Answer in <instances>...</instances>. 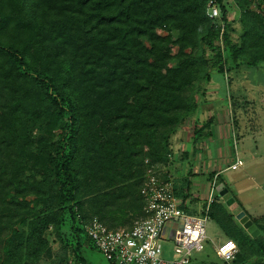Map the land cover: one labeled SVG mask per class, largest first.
<instances>
[{
    "label": "trees",
    "instance_id": "trees-1",
    "mask_svg": "<svg viewBox=\"0 0 264 264\" xmlns=\"http://www.w3.org/2000/svg\"><path fill=\"white\" fill-rule=\"evenodd\" d=\"M210 1L0 0V264H90L89 221L113 229L143 215L147 157L132 147L153 136L160 149L150 161L166 166L170 136L206 103L213 71L264 66V0H233L238 41L227 1L216 0L223 32ZM195 120L194 153L214 119ZM118 179L127 186L117 188ZM216 183L227 187L221 174ZM218 200L210 214L241 249L237 263L253 255L264 264V238ZM116 207L137 219L110 224Z\"/></svg>",
    "mask_w": 264,
    "mask_h": 264
},
{
    "label": "rangeland",
    "instance_id": "rangeland-1",
    "mask_svg": "<svg viewBox=\"0 0 264 264\" xmlns=\"http://www.w3.org/2000/svg\"><path fill=\"white\" fill-rule=\"evenodd\" d=\"M226 1L230 10L228 18L233 23L232 26L236 30L233 34V39L238 41V36L241 31L239 23L241 12L233 0ZM251 9L257 10L254 3H252ZM258 11L261 14V11ZM160 33L162 35H171L173 40L179 34L176 30H162ZM170 44L172 45V43ZM172 48V54L175 55L178 52L177 47H173L172 45ZM175 63L176 61L173 60L171 66ZM206 85L209 86L208 89H210L207 93L206 106H202L200 111H198L197 116H194L195 118L190 117L184 125L178 128V130L170 136L169 148L172 153L169 166L170 174L176 183L177 189L183 188L185 193H187L184 199V204L186 205L188 213L196 216H203V214H205V208L209 196L207 185L213 178V174L209 171H212L217 167H219V169L221 167L226 168L228 167L227 165L236 158L233 133L238 143V147L240 144L239 141L246 139L248 141L247 147H245L246 152L243 151L241 145L240 149H237L240 156L245 160V166L237 171H228L226 174H222L230 191L226 196L218 200V202L224 203L227 206L228 211L235 216L234 220L237 221L241 228H244L236 217L239 210L238 199H241L243 195H247L248 192L244 193V190L248 186H256V184L258 185L260 182L261 184H264V180H262L264 179V66L248 67L243 64L224 76L215 70L213 71L211 83ZM197 86H201V83L197 84ZM200 99L202 100L203 98ZM210 102H213V105H211ZM196 118L200 125L205 124L210 118L214 119V121L209 128L212 133L211 138L210 140L206 138L205 141H199L200 143L198 144L199 147L197 153L193 158V162L195 163L193 164L192 160L188 161V156L187 159L183 158V152L189 151L190 153L195 149L193 134ZM214 133L219 136H223L224 133H227V135L224 137L225 140L221 142L220 140L214 139ZM152 137L153 136H147L145 139L141 140L142 144L140 146H133L132 148L137 150L142 149L143 152H146L145 158L149 157L153 148H155L156 151L160 149L155 145V140ZM256 146H259V153L262 155L256 154ZM205 150H207V152ZM159 166L160 169H162V165L160 164ZM190 168L192 169L190 170ZM196 177H198V179H195ZM189 181H191V185L196 182L200 184V188L197 189L198 193L192 192L193 187L189 186ZM126 186L127 185L123 181L119 179L116 180L117 188H124ZM101 191H103V189H101ZM136 192L137 190L135 191L134 189L133 199ZM259 192H264V189ZM251 193L254 194V190H252ZM216 197L219 199L218 192L214 196V199ZM230 198H235V202L229 206L227 205V201ZM231 206H234V208L238 210L233 211L229 208ZM137 217L138 214L136 215V212H133V210L124 209V207H116L114 211L107 216V220H109V223L112 225H119L131 223L135 221ZM114 218H118L119 221L115 222ZM216 220L217 218L214 214H210L207 223L206 252L200 256V259L208 260L214 258L213 247L227 238H230L229 236L226 238L225 232L222 233L221 227L216 224ZM240 227H238V229H240ZM239 231L240 230H237L236 233L238 234ZM49 238L52 244V252L55 256V253H58L57 251H59V242L52 232H50ZM172 248V244L164 243L165 258H177L173 253ZM83 255L90 264H113L93 242L85 243L83 247ZM53 258L54 257H52V259L45 258L44 263H51ZM256 259V256L251 255L248 257V260H251L248 261V263L254 264Z\"/></svg>",
    "mask_w": 264,
    "mask_h": 264
},
{
    "label": "built area",
    "instance_id": "built-area-1",
    "mask_svg": "<svg viewBox=\"0 0 264 264\" xmlns=\"http://www.w3.org/2000/svg\"><path fill=\"white\" fill-rule=\"evenodd\" d=\"M207 13L214 23L222 27L223 32L225 24L216 0L209 2ZM233 138L236 158L228 168L238 170L245 166V160L237 151L239 147L234 133ZM145 164L141 188L144 200L142 217L132 226L119 225L113 229L98 218L85 225L87 235L104 256L115 264H238L240 248L228 238L213 247L214 258L200 259L206 252L210 206L218 192L216 178L211 184L205 214L196 216L187 212L184 200L177 195V186L169 170L170 162L160 169L147 157ZM175 223L178 227L172 236ZM169 224L170 231L164 237V230ZM164 243L173 245L172 250L177 258L164 257Z\"/></svg>",
    "mask_w": 264,
    "mask_h": 264
},
{
    "label": "crops",
    "instance_id": "crops-1",
    "mask_svg": "<svg viewBox=\"0 0 264 264\" xmlns=\"http://www.w3.org/2000/svg\"><path fill=\"white\" fill-rule=\"evenodd\" d=\"M207 87L209 88V86H207ZM208 90H210V89H208ZM206 97H207V95H206ZM206 103L204 104L205 106H206ZM210 104L213 105V102H210ZM210 104H208V105H210ZM215 105H217V104H215ZM226 135H227V133H224L223 136H219L216 133H214V136L213 137H214L215 140L217 139V140H220L222 142L223 140H225L224 137ZM210 138H211V135H209V138L208 139L210 140ZM221 142H220V144H221ZM207 143H206V145L208 146ZM239 143H240L239 144V149H240V145H241L243 151L246 152L245 151V147H247L248 141L246 139H242V140L239 141ZM258 147L259 146H256V150H255L256 151V154L262 155V154L259 153L260 149H258ZM205 151L207 152V150H205ZM205 151H204V153H205ZM193 152H190L189 153V151L188 152L187 151H184L183 152V155L184 154H188V159H189L188 161H191L192 160V162H193L194 161V159H193L194 158V155L197 153V151L195 153H193ZM191 157H192V159H191ZM185 159H187V157ZM234 160H232L231 163H233ZM194 163L195 162H193V164ZM195 165H197V164H195ZM229 165H227V166L229 167ZM228 167H226V168L221 167L220 169H219V167H217L214 170L209 171V172L214 175V178L213 179H215L217 177V175H219V174L222 175V174H226L228 171H237V170H231ZM191 169L192 168H190V170ZM260 174H261V172H260ZM195 179H198V177H196ZM262 180H264V179H262ZM211 184H212V182H209V184L207 185L208 194L210 193ZM226 184H227V182H226ZM191 186L193 187L192 192H194V193L197 192L198 193L197 189L200 188V184L198 182H196V183H193ZM227 188L230 191L228 184H227ZM263 189H264V184H261V182L258 183V185L256 184V186H252V185L250 187L248 186L244 190L245 191L244 193H247L248 192L247 195L246 196L243 195V197L241 199H238V202H239V210L236 209V208H234V206H231L229 208H231L233 211L238 210V212H237L236 215H238V213H240L241 211H245L246 214L250 217V219L253 220L254 224L256 225L257 229L259 230V234L257 236H261V237L264 238V192H259L260 190H263ZM252 190H254V194L251 193ZM229 191H228V193H229ZM219 199H222V197H220V195H219ZM216 224H217V226L220 227V225L218 223H216ZM221 231H222V233L224 232V230L222 228H221ZM226 238H227V235H226ZM241 254H242V251L240 249V252H239L238 257Z\"/></svg>",
    "mask_w": 264,
    "mask_h": 264
},
{
    "label": "water",
    "instance_id": "water-1",
    "mask_svg": "<svg viewBox=\"0 0 264 264\" xmlns=\"http://www.w3.org/2000/svg\"><path fill=\"white\" fill-rule=\"evenodd\" d=\"M217 191L220 195V197H224L228 194V188L226 187V185L224 183H221L217 186ZM235 202V198H230L227 201V205H232ZM237 219L240 221V223L244 226V228L253 236L256 237L259 234V230L257 229L256 225L254 224L253 220L250 219V217L246 214L245 211H241L240 213H238L237 215ZM171 224H169L163 233V236L166 237L170 231V226ZM174 229L172 230L171 235L174 236L175 235V228L178 227V224H173Z\"/></svg>",
    "mask_w": 264,
    "mask_h": 264
},
{
    "label": "snow or ice",
    "instance_id": "snow-or-ice-1",
    "mask_svg": "<svg viewBox=\"0 0 264 264\" xmlns=\"http://www.w3.org/2000/svg\"><path fill=\"white\" fill-rule=\"evenodd\" d=\"M228 247H229V248H231V247H232V245H228Z\"/></svg>",
    "mask_w": 264,
    "mask_h": 264
}]
</instances>
